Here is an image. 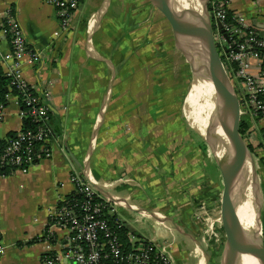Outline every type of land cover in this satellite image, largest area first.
Segmentation results:
<instances>
[{
  "label": "crops",
  "instance_id": "0c3cea01",
  "mask_svg": "<svg viewBox=\"0 0 264 264\" xmlns=\"http://www.w3.org/2000/svg\"><path fill=\"white\" fill-rule=\"evenodd\" d=\"M115 3L118 12L110 19ZM104 6L105 13L100 15L98 30L91 37L90 23ZM9 9L22 25L28 46L36 55L35 63L25 62L22 72L49 108L53 134L47 143L50 157L42 154L28 174L15 172L0 176V247L5 250L0 264H43L46 242L42 236L61 199L75 191L72 172L85 170L92 174L104 195L128 203L118 207L117 216L132 235V242L151 240L160 246L167 244L175 264H203L200 232L190 214L184 218L168 214L141 191L148 182L142 171L146 167L142 163L133 165V153L128 149L131 136L109 137L95 157L106 121L109 120L108 126L118 123L122 127L127 121L132 125V106H129L132 92L124 84L127 72L117 70V60L120 55H126L125 39L132 38L131 26H143L149 21L151 15L146 12L149 11L147 3L86 0L74 13L66 32L61 28L57 10L44 0H0V30ZM230 9L246 17L252 26H264V0H231ZM143 10L147 15L142 13ZM90 48L95 55L90 53ZM10 49L9 41L0 42L3 73L7 66L1 58ZM113 79L118 80L120 88L109 119L107 112L112 100L110 85ZM22 111L18 97L10 91L0 120V143L22 129ZM253 121L248 123L249 128L256 129V151L264 182V144L260 140L261 136L264 138V119ZM262 188L264 190V185ZM121 207L133 214L137 222H146L151 234L137 230L131 218H122ZM52 231L57 240L55 249L62 252L69 244V231L58 227ZM179 241L185 242V246L175 248ZM196 251L198 257L194 255Z\"/></svg>",
  "mask_w": 264,
  "mask_h": 264
},
{
  "label": "rangeland",
  "instance_id": "374dc122",
  "mask_svg": "<svg viewBox=\"0 0 264 264\" xmlns=\"http://www.w3.org/2000/svg\"><path fill=\"white\" fill-rule=\"evenodd\" d=\"M124 1L146 2L149 7L146 12L151 15L143 26H131L132 38L125 39L126 55H120L117 60V70L127 72L124 84L132 92L129 105L132 106V125L127 121L122 127L118 123L108 126L109 120L106 121L101 126L95 157L109 137L131 136L128 149L133 153V165L142 163L146 167L142 170L148 181L147 185H141L143 194L152 197L168 214L183 218L190 214L200 232L199 243L204 248L202 263L221 264L227 245V231L222 220L224 185L214 170L216 160L212 149L205 146L187 119L188 104L190 100L195 101L193 93L201 87L200 79L193 83L188 54L177 47L173 26L152 0ZM117 12L115 3L110 19H114ZM142 13L147 15L144 10ZM194 43L192 40L188 44ZM119 88L118 80L113 79L109 119ZM260 140L264 144L262 136ZM253 158L263 187L261 163L256 153ZM120 215L125 220L131 218L140 232L151 234L149 225L137 222L126 209L121 207ZM260 218L264 234V205ZM182 246L185 242L179 241L175 248ZM195 254L198 257L197 251Z\"/></svg>",
  "mask_w": 264,
  "mask_h": 264
},
{
  "label": "built area",
  "instance_id": "2783aa9c",
  "mask_svg": "<svg viewBox=\"0 0 264 264\" xmlns=\"http://www.w3.org/2000/svg\"><path fill=\"white\" fill-rule=\"evenodd\" d=\"M85 1L44 0L57 10L65 32L70 29L74 13ZM230 1L211 0L209 10L216 49L238 96L241 123L249 124V120L264 119V26H252L246 17L233 13ZM3 40L9 41L11 47L1 58L7 66L4 75L9 80L8 86L26 108L22 111L23 120L31 118L37 124L35 129L20 130L0 147V176L5 177L15 172L28 174L42 154L50 157L47 143L53 131L49 123V108L24 79L23 65L25 62L34 64L36 55L29 48L22 25L11 9L6 12L0 30V42ZM4 110L1 106L0 120ZM244 138L256 146V129L249 128ZM71 181L75 186L73 194L79 195L81 200L63 198L59 202L49 228L42 236L46 242L43 264H175L168 251L169 245L160 246L151 240L135 244L132 235L130 240L134 246L126 253L108 217H115L116 224L124 225L117 216V209L127 205L119 203L118 198L104 195L88 170L73 171ZM54 227L65 228L70 234L69 244L62 252L55 249ZM4 254V248L0 247V257Z\"/></svg>",
  "mask_w": 264,
  "mask_h": 264
},
{
  "label": "water",
  "instance_id": "95a60500",
  "mask_svg": "<svg viewBox=\"0 0 264 264\" xmlns=\"http://www.w3.org/2000/svg\"><path fill=\"white\" fill-rule=\"evenodd\" d=\"M210 1L198 0L202 8L201 12L193 8L187 9L196 22V30L190 31L188 27L181 25L173 18L172 15L177 11L174 0H152L153 4L170 21L175 36L179 29L191 34L192 38H189L188 42L193 40L195 42L194 45L187 44L188 51L180 49L188 54L194 78L193 83L198 79L208 80L216 96L215 108L208 125V130L214 142L205 139L197 133L212 149L224 185L222 220L227 231V245L221 264H229V262L237 264L243 256L255 258L258 264H264L263 229L260 239L240 230L238 216L239 205L234 195L240 180L247 170L249 161L252 163L254 177L258 183V193L261 194L260 215L264 205V190H262L263 188L259 182L253 153L245 138L240 133L241 118L239 100L216 49L212 16L209 10ZM218 25L221 27V24ZM218 129L221 130L225 138L219 135ZM219 142L226 147L224 156L221 159H218L213 151ZM84 169L85 167L82 168V170ZM199 247L201 250H204L200 243ZM207 264H210V262L208 261Z\"/></svg>",
  "mask_w": 264,
  "mask_h": 264
},
{
  "label": "bare ground",
  "instance_id": "6f19581e",
  "mask_svg": "<svg viewBox=\"0 0 264 264\" xmlns=\"http://www.w3.org/2000/svg\"><path fill=\"white\" fill-rule=\"evenodd\" d=\"M174 2L175 7H177V11L172 15L173 18L177 20L181 25L188 27L190 31H195V19L191 15V13L187 11V9L193 8L201 12L202 8L198 0H174ZM105 8L106 7L104 6L101 10V13L96 14V17L91 21L89 31L91 36L93 33H95V31L98 30L100 17H102L100 15L103 14V12L105 13ZM175 38L178 48L186 51L189 50L187 46V44L189 43L188 39L192 38L189 32L186 33L179 29L176 33ZM90 53L95 55L93 48H90ZM199 83L201 84V87L193 93L195 101H189V112L187 115V119L189 123L193 125L192 126L190 124L196 132L202 135V137H204L205 139L214 142V139L208 130V125L210 117L212 118V112L215 108L216 96L208 80L200 79ZM218 133L220 136H223L225 138L220 129H218ZM225 149L226 147L220 142L215 146L213 151L218 159H221L224 156ZM257 184V180L254 177L252 163L249 161L247 164V170L236 188L234 197L239 205L238 216L240 230L260 239L262 234V224L260 218L261 194L258 193ZM119 201V203L128 205V203H125L122 199H119ZM156 216L159 217V215ZM229 264L236 263L229 262ZM237 264H258V261L255 258L243 256L240 258L239 263Z\"/></svg>",
  "mask_w": 264,
  "mask_h": 264
},
{
  "label": "trees",
  "instance_id": "16d2710c",
  "mask_svg": "<svg viewBox=\"0 0 264 264\" xmlns=\"http://www.w3.org/2000/svg\"><path fill=\"white\" fill-rule=\"evenodd\" d=\"M231 15H232V12L230 11V16ZM8 85H9V80L5 77L2 69L0 68V107L1 106H3L4 108L6 107L7 97L10 94V91H11ZM36 94L40 97L41 102L45 104V102L42 99V97L40 96V94L37 93V92H36ZM21 106L23 107V110L26 109L25 106L22 103H21ZM249 126L250 125L245 123V122L241 123V125H240V133L242 134L243 137H245V134L248 131ZM36 127H37V124L33 123L31 118H25L21 130L25 131L27 129H35ZM15 136H16V134L11 136V138H9V140L13 139ZM8 141H6V142L2 141L0 143V147H3ZM203 143L205 144L206 147H208V144L206 143V141L203 140ZM248 145H249V148H250L251 152L252 153H256V156H258L257 155V151H256L258 148L256 146L250 144V143H248ZM262 163H263V166H264V158H262ZM214 167H215L214 170H216L219 173V175L221 176L216 162L214 163ZM66 199L67 200H74V201L77 200V201H79V200H81V197L79 195L71 194L68 197H66ZM108 218H109L110 222L113 224V226L115 227V229L117 231V234L119 236L122 248L125 250L126 253H129L133 249L134 244L130 240V233H129L128 229H126V227L123 224L122 225L121 224H116V218L115 217H108ZM48 228H49V226L47 227V229ZM34 241H38V240H34Z\"/></svg>",
  "mask_w": 264,
  "mask_h": 264
}]
</instances>
